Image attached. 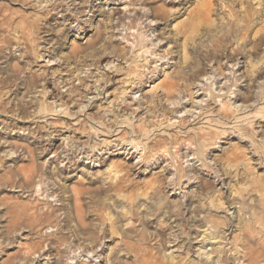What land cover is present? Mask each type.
<instances>
[{
    "label": "rangeland",
    "instance_id": "obj_1",
    "mask_svg": "<svg viewBox=\"0 0 264 264\" xmlns=\"http://www.w3.org/2000/svg\"><path fill=\"white\" fill-rule=\"evenodd\" d=\"M186 2L0 0V264L264 247V0H221L212 32ZM230 9L254 30L216 54Z\"/></svg>",
    "mask_w": 264,
    "mask_h": 264
},
{
    "label": "bare ground",
    "instance_id": "obj_2",
    "mask_svg": "<svg viewBox=\"0 0 264 264\" xmlns=\"http://www.w3.org/2000/svg\"><path fill=\"white\" fill-rule=\"evenodd\" d=\"M186 1H187L186 2L187 4L188 3H192V0H186ZM220 2H221V0H203V2L200 4V7L191 16V18L193 20H195V21L197 20L200 23L203 22L205 24H208L209 25L208 26V29H209L210 32H212V29L211 28L214 27V23H215V21L212 19V17L215 14H218V11L215 8V6L216 5H219L220 6L221 5ZM234 3L236 4V1H234L233 4ZM240 3H242L241 0H240ZM240 3H239V5H240ZM220 7H221L222 10H225V11L227 9H229V8H227L228 5L227 6L226 5H221ZM187 8H186V11H188ZM158 11L163 12L164 13V17H165V14L166 13H169V12H165L164 9L155 8V10H153V12L155 14H157ZM180 12H178V13H180ZM172 15H175V14L169 13L168 18H170ZM255 15L256 14L252 13L251 11H249L246 14L247 20L245 21V23H242V21H241L242 19L239 20L234 15L233 9H230L229 10V14H226V18H225V19H227V22L224 23L225 25H227V29L223 33V35L221 37H215L213 39V41L215 42L214 45H213V51L216 54H219L223 50L221 48L228 47V45L233 42V39H235V38L237 39L240 36H245V34H248L249 32H252L254 30L253 27H254V25L256 23L255 22V19H254L255 18ZM165 19H167V18L165 17ZM225 19L222 18L221 20L224 21ZM217 27H215V28H217ZM144 38H148V36H144ZM162 153H161V155H162ZM36 217L37 218H40L41 220H44V219H49L50 218V215H48L46 212H44V213H39L38 216H36ZM17 230L18 229H17L16 224H15V227L13 229V232H17ZM253 237L255 238L256 236H252L248 232L243 235V238L246 239V241H252ZM59 238L61 240L65 239L64 236H61ZM49 241L47 240L48 243L45 242L46 243L45 248H44L45 250L43 249L44 250V253L42 255L41 254H39V255L35 254V255H37V258L38 259H40L42 256H44V257H46V259L48 261H51L52 255L49 253V249H50V246H54V242L52 240L50 242ZM244 246H245V250H247V252H245V254L243 255V257L241 258L244 262H246L248 264H261V262H264V247L263 246H258V245L257 246H254V247H247V245H244ZM47 247H49L48 248V251H47ZM75 252L76 251H73V252L71 251L70 252V255L68 256V262H69L68 264H79L80 258L76 255ZM90 255L91 254H89V253L87 254V258L88 259H90ZM91 257L96 258L95 256H91ZM92 260H90V261H92ZM223 260H225L226 263H228V258H223ZM86 261L89 262V260H86Z\"/></svg>",
    "mask_w": 264,
    "mask_h": 264
}]
</instances>
